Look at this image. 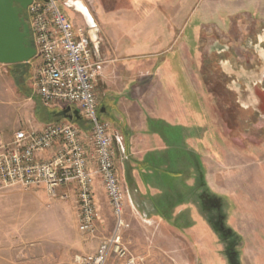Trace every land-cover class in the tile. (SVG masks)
Segmentation results:
<instances>
[{"label": "rangeland", "instance_id": "obj_1", "mask_svg": "<svg viewBox=\"0 0 264 264\" xmlns=\"http://www.w3.org/2000/svg\"><path fill=\"white\" fill-rule=\"evenodd\" d=\"M85 1L104 41L123 45L124 59L134 44L149 51L158 39L157 26L167 29V80L144 78L140 72L130 79L125 71L128 93L119 96L129 116H135V122H120L125 130L114 131L116 170L126 193L124 216L130 223L125 239L131 250L130 218L137 210L126 187L138 182L158 212L155 255L151 261L147 254L132 251L134 255L143 259L141 264H264V62L256 67V49L249 39L243 44L246 35L255 39V33H263L264 0ZM59 4L71 14L64 0ZM120 25L127 29L123 34ZM199 28L202 35L218 32L227 44L209 37L204 51L230 48L243 63L237 65L235 58L236 72L252 66V90L260 103L243 107V95L230 88H240L244 79L239 73L234 80L221 70L218 74L223 63L208 61L204 69ZM0 68V119L8 126L27 122L40 105L39 99L25 102L37 96L28 89L31 72L33 89V64L0 63ZM164 85L167 96L157 91ZM164 99L167 122L139 118L141 109L153 113ZM99 114L106 118L100 109ZM76 121L80 127L86 124L83 118ZM148 160L152 168H146ZM69 189L56 196L36 187L0 191V264H74L76 254L91 252L96 242L80 232ZM65 191L69 198L62 197ZM96 202L100 217L107 220L98 223L102 238L117 221L111 204L103 211ZM139 227L144 241H151L147 228Z\"/></svg>", "mask_w": 264, "mask_h": 264}, {"label": "built area", "instance_id": "obj_2", "mask_svg": "<svg viewBox=\"0 0 264 264\" xmlns=\"http://www.w3.org/2000/svg\"><path fill=\"white\" fill-rule=\"evenodd\" d=\"M27 9L37 49L29 61L33 89L47 107L78 108L90 130L86 134L74 121L62 118L48 121L42 128L17 131L12 142L0 145V191L36 187L56 196L60 189L70 188L80 232L95 237L100 218L95 180L99 177L117 222L100 239L96 251L76 254L74 264H107L111 259L141 264L143 259L134 255L125 239L130 223L124 216L126 193L116 170V135L111 123L99 114L96 86L103 61L97 29L92 27L93 35L89 28L76 26L59 0H32ZM45 152L50 156L40 158ZM70 192L62 197L69 198Z\"/></svg>", "mask_w": 264, "mask_h": 264}, {"label": "crops", "instance_id": "obj_3", "mask_svg": "<svg viewBox=\"0 0 264 264\" xmlns=\"http://www.w3.org/2000/svg\"><path fill=\"white\" fill-rule=\"evenodd\" d=\"M81 1L83 2V3L80 2V4H83V9L80 7L78 8L81 11V13H79L77 10H74L73 8L68 7L69 9H71V14H68L67 16L74 22L76 26L87 27L91 30V33L94 35L95 30H93L92 27H96V26H89V21L87 18L88 15H90L91 17L90 19L91 20L93 19L92 21L96 23L95 16L90 11L89 7L86 4V1L85 0H81ZM118 28L121 30L120 32L122 34L124 33L122 32L123 30L125 32L127 31L124 25H120V27ZM157 28H158L157 32H159L158 39L156 41H153L152 47L150 48L149 51H146L144 48L141 47H136L134 44L133 47L131 48L132 51L127 50V53H129L130 55V57H128L129 59H124L123 53H125V51L123 50L124 49L123 45H119L116 42L114 46H111L108 42L104 41V38L100 32L99 27H96L97 35L101 39L99 50H100V57L103 61L102 74L98 78L97 86H96V92L98 94V98L100 101L99 109L101 113H104L106 115V118L103 117L101 118L109 121L115 132L116 131L118 132L117 129L118 128L120 129L121 126H123L120 122H135L134 120L135 116L130 117L128 114V110L125 107L126 101H123V98L119 97L121 95H127L128 93V86H127L128 82L124 78V72L126 71L127 73H129L128 75H131L130 79H134L133 76L134 73L140 72L144 78L158 79L164 81L167 80V54H166L167 29L165 30V27L164 29H161L160 26H157ZM115 29L118 32L117 28ZM113 47H115V50ZM1 70L2 69L0 68V71ZM31 75L32 72L28 80L29 88L28 87L27 88L30 89V91L32 92L34 89L31 88L29 83ZM166 90L167 88H165V85L163 90L160 88L157 89V91H159L158 93H161L163 96H167ZM35 99H39L41 106L37 103L33 107L32 109L33 111L27 122H20V123L17 122V124H15L14 126H8L6 125V122H2V119H0V145L12 142L13 139L15 138L16 132L21 129H25L29 127L42 128V126L48 121L55 119H62V118H56V116L53 115L55 111H60L61 108L45 106L40 97L32 96L24 100L25 102H31L34 101ZM121 103L123 104V106H121ZM161 104L162 105H159L157 109L153 110L154 111L153 113L150 112L145 114L146 110L141 109L139 111V118L140 119L143 118L144 120H146V122L148 121L167 122V103L165 99H164V103ZM70 120L74 122H78L76 121L78 119H70ZM80 125L82 126L81 128L85 131V133L88 134L89 132L88 128L90 124L86 122V124L82 123ZM125 129L126 126L124 125L120 130H125ZM158 142H160V140ZM49 156L50 154L48 152L39 154V157L42 159L48 158ZM147 164L148 166L146 168L153 167L152 163L149 160ZM117 173L119 175L118 171ZM152 176L154 177L155 175L150 174V177ZM96 181H97L95 188L96 199L98 200V204L100 203V208H102L103 211H105L108 207L107 205L111 204L110 199L108 197V194L104 186H102L101 181L98 179ZM129 185H128L129 187L127 186L126 188L129 189L128 193L133 203L132 205L137 210V214H135V216L132 219L130 218L132 227L129 232V236L132 240V244L134 247V250L132 251L135 254H140V253L147 254L148 261H151L152 256L155 255L156 233H155L154 224L156 222V217L158 212L156 211L157 209L155 208V206L150 202V196L148 191L144 192V190L141 189V186L138 182L137 184L133 182ZM106 221L107 220L101 216L98 220V223L99 225L100 223H102L103 225L106 223ZM139 225L140 226L143 225L144 227L147 228L148 238L149 239L151 238L150 239L151 241L148 242L144 241L143 237H141L140 235L141 233H139V228H140ZM110 233L111 232L107 233V235H109ZM100 239L101 237L99 236V231H97V236L91 239L92 242H96L94 246L90 247L91 252H94L98 249ZM117 264H121V262H117Z\"/></svg>", "mask_w": 264, "mask_h": 264}, {"label": "water", "instance_id": "obj_4", "mask_svg": "<svg viewBox=\"0 0 264 264\" xmlns=\"http://www.w3.org/2000/svg\"><path fill=\"white\" fill-rule=\"evenodd\" d=\"M32 0H0V63L19 64L29 62L35 57L37 49L30 24L24 12ZM89 26L96 23L89 18ZM56 118L81 119L80 110L67 106L55 111Z\"/></svg>", "mask_w": 264, "mask_h": 264}, {"label": "flooded vegetation", "instance_id": "obj_5", "mask_svg": "<svg viewBox=\"0 0 264 264\" xmlns=\"http://www.w3.org/2000/svg\"><path fill=\"white\" fill-rule=\"evenodd\" d=\"M80 2L83 3L81 0H64V4L67 7L73 8L74 10H77L79 13H81V11L78 8L80 7L83 9V4H80ZM24 15H25L26 21L30 24V16L28 13V9L25 10ZM198 30H201V28H199ZM202 31L203 30H201L200 37L198 38L199 39L198 44L201 47L200 50L203 51V55H202L203 61L202 62L212 61V60L214 61L216 59L219 62V65H221V63H223L222 65H223V67H225L226 71L221 66V68L219 67L216 72H218V74H219L220 70H221L223 73H226V75L228 74V77L231 78V80H234V78H235L233 76V74L239 73V76L244 79L243 85L240 88L235 86V87H232L230 89L235 91V93H237V94H241V96L243 95V98H242V103H244V104H242V105H244L243 107L247 108V107H250L251 105H253L255 103L256 104L260 103L261 102L260 96H258L257 92L252 90V87H253L252 82H251L252 74L250 73L252 66L249 65V67H247V69L249 70L248 72L245 69L242 72H236V70L233 69V66L237 63H238L237 65L243 66V63L240 62L241 60L240 61L237 60L235 51L230 50V48L228 50H226V49L221 50L220 48H219V50L218 49H213V50L210 49L209 53L206 50L204 51V48L207 46L209 37H212L215 42L217 41V43H221L223 45H227V44L222 43L221 34H219L218 32L214 33V34H209V35L205 34L206 35L205 36V35H202ZM254 36H255L254 37L255 39H253L251 34L246 35L245 37H247V38H245V40H243V44L244 45L247 44L246 39H249L252 47L254 49H256V51L258 53V56H257L258 60L256 62V67H258L262 62H264V28H263V33L262 32L259 34L255 33ZM209 47L213 48V45L211 44V45H209ZM205 56H208L207 60H205ZM235 58L237 60V63H236ZM257 85H258V83H257ZM247 89H248V93H245L244 91ZM242 91H243V94H242Z\"/></svg>", "mask_w": 264, "mask_h": 264}, {"label": "trees", "instance_id": "obj_6", "mask_svg": "<svg viewBox=\"0 0 264 264\" xmlns=\"http://www.w3.org/2000/svg\"><path fill=\"white\" fill-rule=\"evenodd\" d=\"M207 62L208 61H205L204 65H203L204 69H206V67L208 68V66H209V64ZM207 73H208V70H207Z\"/></svg>", "mask_w": 264, "mask_h": 264}, {"label": "bare ground", "instance_id": "obj_7", "mask_svg": "<svg viewBox=\"0 0 264 264\" xmlns=\"http://www.w3.org/2000/svg\"><path fill=\"white\" fill-rule=\"evenodd\" d=\"M86 10V9H85ZM86 13H87V11H86ZM87 15H88V13H87ZM88 18L90 19L91 17H90V15H88ZM91 20V19H90Z\"/></svg>", "mask_w": 264, "mask_h": 264}]
</instances>
